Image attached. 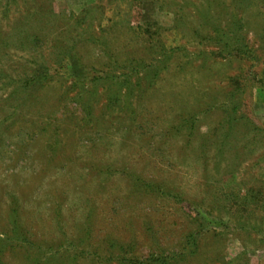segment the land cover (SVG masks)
I'll list each match as a JSON object with an SVG mask.
<instances>
[{
	"label": "rangeland",
	"instance_id": "374dc122",
	"mask_svg": "<svg viewBox=\"0 0 264 264\" xmlns=\"http://www.w3.org/2000/svg\"><path fill=\"white\" fill-rule=\"evenodd\" d=\"M162 1L0 0V264H264V0Z\"/></svg>",
	"mask_w": 264,
	"mask_h": 264
},
{
	"label": "trees",
	"instance_id": "16d2710c",
	"mask_svg": "<svg viewBox=\"0 0 264 264\" xmlns=\"http://www.w3.org/2000/svg\"><path fill=\"white\" fill-rule=\"evenodd\" d=\"M141 0H137V2H140ZM136 2V3H137ZM162 3H165V0L162 1ZM91 10V7L87 8V9H84L83 10V13L78 15L75 20H74V23L77 25H81L80 23H85L87 22L86 18H87V15L88 13L90 12ZM71 17V16H69ZM75 17V16H73ZM43 19H46V18H43ZM73 24H71L72 26ZM70 26V27H71ZM71 28H74V27H71ZM81 32L82 31H79L78 30V33L76 34V36L74 37H71V38H68L66 39L67 40V48H66V52L69 53L70 50L73 48V45H75L78 40L77 37H79L81 35ZM89 32V31H88ZM87 38H85V41H93V42H98V45H102V46H105L107 42V38L105 36H96L92 33H89L87 34L86 36ZM81 38H79L80 40ZM237 41L238 38H236ZM162 48H164L161 52L164 53L166 55V58H169L168 56V52H172L173 50H167V48L165 46H162ZM242 51H243V48L241 47L240 48ZM160 52V53H161ZM170 52V53H171ZM245 53V52H244ZM35 71V72H34ZM33 71V75L31 76L32 79L35 81L36 85H41L42 84V80L44 79H47V74L45 73V71H38V70H34ZM153 71V70H152ZM155 76L158 74V71H153ZM44 75H46V77H44ZM29 80V79H28ZM28 80H26V82H28ZM110 89V87H109ZM106 91H109L108 88H106ZM107 93H110V92H107ZM110 101H114L116 97L113 96V93H111L110 95H108ZM235 120V119H234ZM152 185V184H150ZM200 227H202V225H200ZM200 231H194V232H191L189 238H188V243H187V246L185 248H187V252L185 253H188L189 255H194L198 252L199 250V247H200V243L198 241V239L195 237ZM201 236V235H200ZM3 248V246H0V249ZM121 250H124L125 251V248L124 246L122 245L121 248L119 249V251ZM183 256V254H181ZM180 254H177V253H174L172 252L171 254H160V255H150L147 260L148 262L147 263H144V264H158V263H161V264H175L176 262H179L181 261V256ZM119 256H121V253L119 254ZM127 260V259H125ZM134 261H139V260H135V259H132L129 263L127 264H133Z\"/></svg>",
	"mask_w": 264,
	"mask_h": 264
}]
</instances>
